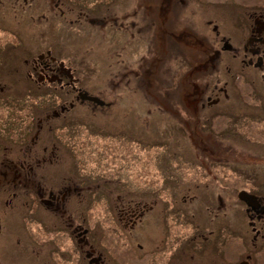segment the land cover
Masks as SVG:
<instances>
[{"label":"flooded vegetation","instance_id":"1","mask_svg":"<svg viewBox=\"0 0 264 264\" xmlns=\"http://www.w3.org/2000/svg\"><path fill=\"white\" fill-rule=\"evenodd\" d=\"M179 16L184 29L175 26ZM77 39L99 60L100 75L86 78L98 82L100 96L82 87ZM164 59L175 62L187 90L176 91L201 111L212 109L203 115L220 167L210 169L208 152L199 154L204 202L191 197L192 216L181 212L179 220L190 229L181 233L172 227V198L184 188L167 185L170 174L124 169L138 154L140 113L168 117L155 95ZM258 171L264 174V0H0L3 237L22 236L31 220L53 229L52 242L44 231L39 243L52 256L69 252L72 264H264ZM156 179L167 184L142 185ZM175 203L174 213L184 208ZM6 217L16 226L8 235ZM10 259L46 264L38 253L29 261L24 249Z\"/></svg>","mask_w":264,"mask_h":264},{"label":"rangeland","instance_id":"2","mask_svg":"<svg viewBox=\"0 0 264 264\" xmlns=\"http://www.w3.org/2000/svg\"><path fill=\"white\" fill-rule=\"evenodd\" d=\"M117 1V0H115ZM117 5L115 3H110V6ZM222 8L228 9L229 5H222ZM187 14H184V18ZM219 17V14H216ZM220 18V17H219ZM176 19L177 28L184 29L185 25L183 23L182 18L179 16ZM196 24H192L191 27L194 28ZM85 38V36H83ZM116 36L113 35V38ZM92 41V40H91ZM85 40L77 39L76 45V53L78 57V65L77 71L81 78H85V81H82L83 89H90L92 94L101 95L100 93H95L93 85L98 84L96 80L93 81V78L87 79L86 72L90 71H98V75H100V64L99 60H94L93 51L88 50L85 47ZM99 51H102L99 49ZM80 57V58H79ZM134 57L133 55L129 56V59L132 60ZM81 60H83V64H81ZM112 60L115 61V57L112 56ZM101 64H110V62L106 60H101ZM104 66V65H103ZM159 70V78L156 81V89L155 95L157 104L166 108L169 111L168 117L149 114L144 111L140 113V126H139V147H138V154L135 158V162L131 159H126L124 163L125 171L131 169L134 166V171L137 174H142L144 172L148 173L149 171L155 173L156 175L159 174H170L172 178L169 180V183H165L164 181L156 179L153 182L143 181L142 185L146 186L152 191L158 190L163 188L166 184L172 186V188L183 187V190L178 191L179 193L174 196L173 199V213H172V220L176 222L177 226H172L173 229L178 228V232H185L186 230L190 229V225L179 226V220L182 217L181 212L186 213L187 217L190 218L192 216L191 211V197H193V202L196 205L199 201L204 202L202 199V187L201 182L199 180V171L203 170L201 168V159L203 158L202 155H196L200 153L208 152L209 154V166L210 169L218 170L220 167L218 164L215 165L212 156L214 154L215 145H211L209 139H212L213 136L207 135L204 133L203 129L207 128L205 122V116L203 114L209 113L212 109L209 105H204V108L201 111V106L198 104H194L191 102V95L187 97V100L184 99L181 95V92H177L176 90H186L181 84L180 75L175 78L177 74L175 69V62H171L169 60L164 59L161 64L158 65ZM175 78V84H178L176 87H169L168 82L170 78ZM102 79L107 81V78L102 76ZM133 81L130 82V87L128 89H133ZM106 87V84H104ZM103 87V85H102ZM109 87V86H108ZM97 88L101 89V86ZM177 92V93H176ZM190 92V90H189ZM102 114L99 115L97 121L102 120V116L104 112H100ZM110 117V112H106ZM107 117H104V120ZM104 120H102L104 122ZM185 122L186 128L182 127L181 125H176L174 122ZM205 124V125H203ZM203 126V129L199 130V134L190 139L188 135L194 131V128H199ZM212 129H209L211 132ZM203 133L205 136V141L203 140ZM205 143V144H204ZM205 149V150H203ZM256 164H259L256 162ZM251 169V168H250ZM264 173V172H263ZM188 175L191 177L189 178V182L185 183V176ZM256 179L259 184L264 182V174L261 172H257ZM177 193V192H176ZM184 203V208L178 210L176 213V203L178 204ZM156 209L162 208V204L159 202L156 204ZM180 211V212H179ZM187 211V212H186ZM198 219V216H197ZM199 220V219H198ZM167 222V221H166ZM195 222V221H192ZM3 225L5 226L4 231L9 234L10 230H14L16 226H11L8 217L2 221ZM153 224L151 223L147 230L149 232L153 231ZM68 230V229H67ZM3 231V232H4ZM44 231L49 235V240L52 242L53 236L56 234L54 233L53 229L44 228L43 231L38 229L35 222L29 220L23 227L22 236H16L11 239H7L0 235V264H10L11 259L10 255L15 251H20L24 249L27 251V256L29 261L31 257L36 255L37 253L40 256V259L46 262V264H72L69 261L67 255L69 252H65V255L59 251H56L54 256L51 254V247L48 244H40V239L44 238L43 236L46 235ZM64 230H60V233H64ZM58 232V231H57ZM33 235V238H32ZM34 235H36L34 237ZM39 237V238H38ZM43 240L47 241V238ZM57 245L61 247V251H65L68 248V245L63 241H54ZM57 250V249H56ZM61 258L59 263H56L54 260ZM31 264V262H29ZM36 264H39L36 261ZM42 264V263H40ZM45 264V263H43ZM80 264V263H78Z\"/></svg>","mask_w":264,"mask_h":264},{"label":"bare ground","instance_id":"3","mask_svg":"<svg viewBox=\"0 0 264 264\" xmlns=\"http://www.w3.org/2000/svg\"><path fill=\"white\" fill-rule=\"evenodd\" d=\"M188 83H191V80L189 79L188 80ZM175 123V122H174ZM203 127V126H202ZM202 127H199V128H194V131L193 132H191L189 135H188V137L190 138V139H193L194 137H196L198 134H199V130L200 129H203ZM187 129V128H186ZM209 129H211L210 127H207V128H205V130L203 129V131L207 134L208 132H209ZM196 155H199V154H196Z\"/></svg>","mask_w":264,"mask_h":264}]
</instances>
